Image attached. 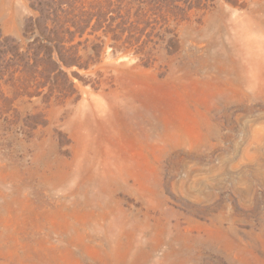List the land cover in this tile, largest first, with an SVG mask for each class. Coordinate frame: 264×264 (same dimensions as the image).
<instances>
[{"label":"rangeland","instance_id":"1","mask_svg":"<svg viewBox=\"0 0 264 264\" xmlns=\"http://www.w3.org/2000/svg\"><path fill=\"white\" fill-rule=\"evenodd\" d=\"M0 264H264V0H0Z\"/></svg>","mask_w":264,"mask_h":264}]
</instances>
